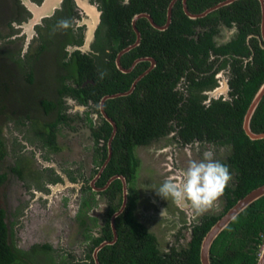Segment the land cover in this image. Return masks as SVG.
Listing matches in <instances>:
<instances>
[{
  "label": "trees",
  "instance_id": "obj_1",
  "mask_svg": "<svg viewBox=\"0 0 264 264\" xmlns=\"http://www.w3.org/2000/svg\"><path fill=\"white\" fill-rule=\"evenodd\" d=\"M98 1L101 25L96 32L98 44L95 50L99 54L91 57L77 53L61 64L69 75L55 79V83L61 84L64 78L73 80L76 88L67 87L63 92L74 95L82 102L91 99L98 103L105 94L129 91L133 80L149 66L148 62L140 63L131 73H123L116 67L117 54L136 39L131 21L137 14H149L158 26L165 25L172 0H129L127 4L120 0ZM223 1L226 0H186V7L190 13L200 14ZM14 4L26 11L20 0H15ZM261 19L258 0H237L195 20L183 11L182 0H177L166 30L153 28L145 18L136 22L141 34L140 43L121 57V66L128 68L135 59L150 57L156 61V67L137 83L133 93L106 102L105 110L116 121L118 131L112 142V158L103 173L104 179L122 174L131 181L138 164L134 148L148 146L174 131L175 139L182 145L198 140L231 148L227 160L221 162L227 164L229 171L236 172V182L232 189L224 190L227 200L224 212L203 219L193 229L188 247L177 255L158 256L152 236L142 230L131 215L127 216L130 211L128 206L115 222L118 231L115 247L107 246L98 254L101 264H201L200 246L206 233L238 200L264 184V139L251 140L243 130L246 112L264 83V48L258 39H261ZM232 26L237 30L235 37L226 44L216 46L214 37L220 28ZM211 55L216 57V61L221 56L228 60L215 68L216 61L209 63ZM21 61L17 59L15 62L23 68ZM226 64L231 69L230 99H213L205 105L202 92L216 86L214 75ZM3 68L0 64V70ZM101 74H104L103 79ZM31 76L28 75L29 81ZM86 80H93L95 84L82 86ZM10 84V77H4L3 81L0 79V114L9 120H14L18 113L22 119L23 116L28 117V110L23 112L22 108L8 103ZM42 106L46 113L56 107L48 103ZM59 121L57 117L56 121L45 124L50 129L46 133V144L52 148H56L55 129ZM250 127L255 133L264 132V97L251 118ZM105 129L104 136H98L104 140V146L96 155L98 166L107 156L106 142L111 132L107 122ZM5 155L0 128V160ZM119 190L121 183L115 181L107 191L113 193ZM117 208L112 203L109 205L102 237L92 238L93 247L104 239H111L109 219ZM4 216L0 210V264H34L30 259L26 260L25 253L8 243ZM125 216L123 224L121 220ZM81 217L78 216L77 220L87 230ZM263 236L264 196L240 213L216 238L210 249L211 264H256ZM93 247L86 257L89 263L83 264H94L91 257ZM40 249L47 248L41 246ZM64 264L81 263L71 261Z\"/></svg>",
  "mask_w": 264,
  "mask_h": 264
},
{
  "label": "flooded vegetation",
  "instance_id": "obj_2",
  "mask_svg": "<svg viewBox=\"0 0 264 264\" xmlns=\"http://www.w3.org/2000/svg\"><path fill=\"white\" fill-rule=\"evenodd\" d=\"M8 1L12 3L15 0H7V1L4 0L3 7H5V11H4L5 18L3 20H5L4 22L5 26L8 27L9 31L13 33L11 35L4 36L2 39L8 41V43H10L11 45L16 41H19V39H22L23 44L27 43V47L25 52H23L22 50H17L15 54L13 53L10 55V60L12 61L13 65H15L17 68V69L15 68L17 75L12 74L13 72L12 67L7 68V65L3 64L0 61V64L5 67L3 68V70H0V75H1L0 79L1 81H3L4 77L7 78L10 77V81L12 84L9 85L10 89L7 94L9 100L8 103L9 104L12 103L18 108H22L24 110L23 112H25V110H28L27 111L28 117L23 116L22 119L20 118V115L18 113L17 115L14 116V120H15L14 121V120H9V118L4 116L3 114H0L1 139L3 140L4 148L6 152V155L3 158V160H0V164L5 159H10L11 161L12 159H14L11 167L8 168V172L0 173V177H1L0 192L4 196L5 195L8 196V190L10 191V187L8 185L10 184L8 183L9 176H12L16 179V182L20 181L22 188H24L29 198H30V193L31 196L32 195L34 196L32 200L29 199L30 208H32L35 202H42V201L43 202L46 201L48 208H50L51 205L54 203L53 199L58 195V193L60 194L70 188L75 190L72 200L73 201L78 200L77 212L75 214V222L79 230V237L81 238L82 242H84L83 256L80 259H77V258H73L71 255H68L69 259L67 261H62L59 264H64L71 261L81 264H83L84 262L89 263L90 260H88L86 257L90 248L93 247L92 238L96 239L102 237L101 232L106 224V217L108 214L109 205H111V203L114 206L118 207L117 210L113 212V214L110 216L109 219L112 237L110 240L104 239L100 244L104 242L114 241L113 244L106 245L105 247L107 246H111L112 248L115 247L118 241V231L115 223L116 219L122 214H124V212L129 206L130 211L127 213V216L131 215L133 220H135L137 223H139L142 226V230L146 231L147 234L152 236L158 256L165 257L169 255H177L178 252L186 249L192 238L193 229L197 225H200L203 219H205L208 216H218L224 212L225 206L227 204V200H226V196L224 195V192L222 194L224 198V206L222 211L217 215H203L199 217L200 219L198 220V222H196L195 211L191 208L190 204L188 203L177 204L170 198L164 199L161 196L155 195V193H157L155 190L156 183L154 184L152 180H148L144 178V173L148 171L146 170V167L148 165L144 164L145 171L140 172L139 170L140 161L135 155V149L137 147H147V146H136L134 148V156L137 159L138 164L133 172V179L131 181H129L127 177L122 174H115L104 179L103 173L112 158V153H113L112 142L118 131V125L116 121L112 117H110L105 110L106 102L111 99H107V100L104 99L108 96H112L115 94L103 95L98 100V103L94 102L91 99H87L86 102H82L74 95H67L66 92H63V90L67 87L76 88V83L73 80L64 78L65 80L64 83L62 84L60 82L55 83L56 77L58 76L60 77L61 75L62 76L69 75L68 70L65 69V66L61 65L63 62L68 61L69 59H71V57L76 56L77 53L81 55H88L91 57L94 56V54L95 55L99 54L95 50V46L98 44L97 43L98 41L96 40V32L101 25V10H100L99 1L80 0V2L87 5L86 9H84L81 6H79L76 0H62L60 6L55 9V12L51 17L44 18L41 24L34 26L33 34L29 42H27L26 32H23L24 30L23 26L33 18V15L23 5L22 0H20L21 5L24 7L26 11L18 9L15 4L12 9L11 7H9V5H7L9 4ZM43 1L44 0H37V1L30 0V2L35 3L38 6H40ZM120 1L125 4L129 2V0H120ZM91 6H94L96 10L100 13V17H99L100 22L93 31L92 39L88 40L89 42L88 44H86V39H87L86 36L88 34V30L90 27L94 25L93 18L95 16L92 14L93 12L91 11V8H89ZM138 15L141 14L135 15L131 21V25L134 32L135 29L138 31L136 27V22L140 18L136 20L134 26H133V20ZM62 21H68V27L65 28L60 26V22ZM44 23L46 24L45 26ZM42 28H44L43 30H46V34L43 35L44 37L40 32ZM221 28H225V27H221ZM226 29H229V31L233 30L235 32V35L237 34V30L233 26ZM215 37H214V42H215ZM258 39L260 46L263 48L264 42L260 38ZM37 40L41 41L38 42L39 44L38 46H36ZM140 40H141V36H140ZM230 40L220 45L226 44L230 42ZM136 41H137V35L135 41L126 48L133 46L136 43ZM220 45L216 44V46H220ZM29 49L30 51L32 49L33 52L29 53L28 52ZM116 58H115V64H116ZM145 58H150V57L137 58L131 63V65L128 68L122 67L123 69L129 71L126 73H131L132 71L136 70L137 66L140 63H144V62L149 63V66L146 69H144V71H142V73L139 74L133 80L131 87L141 75H144V73L146 72L147 74L150 73L156 67V61L153 58L150 59H153L155 61L154 65H152L151 61L149 60H143L136 63L137 60L145 59ZM225 58H226L225 56H221L218 59V61H216V57L211 55L209 59L210 60L209 63L211 64L212 61L213 62L216 61L215 62L216 63L215 68H216L217 66L220 65L222 61L228 60V58L226 59ZM17 59L22 60L21 62L23 63L24 66L23 68H20L19 65L15 62ZM42 61L43 63L41 64ZM38 62H40V66L37 65ZM120 65H121V60H120ZM48 70L50 72H48ZM20 73H23L22 78H24L25 80V84L23 83L24 85H21L22 83L21 82L19 83L18 81L19 78L17 76ZM30 74L32 75L30 77L31 81L28 80V75ZM230 76H231V69L229 64H226L225 67L219 69L218 72L215 73L214 78L216 81V86H214L212 89L209 88L204 89V91L202 92V95L205 96V100L203 101L205 105H209V103L213 99L214 100L221 99L222 101H227L230 99L229 97ZM27 80L29 82H27ZM51 80L54 81L53 82L54 84L50 86L48 82ZM140 80H138V82ZM88 83L92 85L95 84L93 80H86L82 84V86H85ZM137 83L135 84V87ZM135 87L133 91L135 90ZM70 101L72 102V107L74 110L72 113L68 110V106L71 105L70 103H68ZM43 103L54 104L56 107L46 113L45 110L42 108ZM57 117H59L60 121L58 122L57 127L55 129L56 148H52L51 146H48L46 144V133H48L50 129L46 128L45 124L49 125L50 123L56 121ZM110 120L115 124V127L110 122ZM106 122L111 127L110 136L106 142L107 156L104 162H102L100 166H98L97 165L98 162L97 164L95 163L97 160H99L96 158V155L98 153V150L104 146V140L98 136L100 135L104 136L106 130L105 129ZM6 124H13L14 126L12 132H10L13 134L14 139H10L8 141L6 139L7 136L5 137L3 132L4 127H6L5 126ZM61 130L62 133H65L67 135L65 141L69 146L72 145L74 140H76L79 137L81 138V143L79 146L81 147L84 146L83 150L88 152L90 165H91L89 172L87 173L85 172L86 169L84 165L77 166V168H75L74 171H72L71 169L70 171L61 169L60 166H58V164L55 161H53L52 159L53 155L61 154V147L57 143L59 140H62V136L60 134ZM172 133L175 139V132L172 131L170 134ZM160 139L155 140L152 143L157 142ZM194 143L209 144L195 140L193 143L187 145H191ZM222 148H226V147H222ZM7 149H10L8 151L11 153V157L13 155L12 159L8 157L9 153ZM110 151H111V157H109ZM67 152L70 153V149L67 148ZM226 160H227V156L225 160H219V161H226ZM26 161H31V163L32 161L33 162L35 161V163L39 166L41 170V173H39V175H37L36 172L28 175L30 181L34 183L36 181L39 182L37 185L36 183L34 186L29 182L27 183L26 178H25L26 180L25 183L24 165ZM101 169L103 170L101 171ZM153 170L157 172V169L155 167ZM17 172H19L20 174ZM230 174L231 177H233V179L230 180V182L233 183V186L232 187L226 186L225 189L228 188L232 189L236 182L235 181L236 172L231 170ZM149 175L151 176L152 174L149 173ZM116 177H123L126 182L127 200L123 212L114 219V226L116 230V233H114L112 227V219L113 216L121 209L124 201L123 181L120 178H116ZM113 178L114 180L110 182L111 179ZM141 180H143L144 183L147 185V187H145L144 185L145 189L143 190L142 197H140L137 191L139 184H141L142 182ZM102 181H104L103 184H101ZM115 181H119L121 183V190L113 193H110L111 191L108 192L107 191L108 188ZM148 184L150 186H148ZM149 187L151 189H149ZM148 189L151 192L152 197H148V195H146ZM5 198L7 199V197ZM111 198L113 199L111 200ZM99 199L103 200L100 206L104 208V210L95 212L96 208L98 207ZM155 199H159V200H155ZM174 206H176V210L178 208L179 211L177 212L173 211ZM0 210L4 212L5 222L8 216L9 218H11L10 217L11 214H9L10 208L7 204H5V206L1 205ZM164 210H166V213H163ZM137 213L139 214L137 215ZM80 215L82 216L81 218H84L85 225H87L88 228L87 230H85L84 227L80 226L77 220L78 216ZM25 217H27V215ZM125 219L126 216L124 219L121 220L123 224L125 222ZM10 220H12V218ZM9 224L10 225L7 224V228H8L7 241L9 244L13 245L16 250L25 253L27 257L26 260L29 259L30 261L36 260L37 258H41V256L47 254L46 256L48 260H51L49 262L51 264H54V262H52L53 260L52 255L54 254L53 253L54 250L49 245L46 244L33 245L27 250H22L16 247L14 243V233L12 230L14 225L11 223ZM172 225H176L177 228H175L174 230L170 229ZM121 232L124 233L123 231ZM115 234H116V239H114ZM167 234H169V237H167ZM188 235L190 236L188 237ZM184 241L185 244H183ZM162 243L163 244L165 243L164 244L165 246H163ZM100 244L93 247L92 249L91 257L94 264H96V262L94 260L93 254L94 251L100 246ZM41 246H45L47 249H40ZM34 247H37V249L33 250ZM102 249H100L99 252ZM97 258H99L98 255ZM98 262L99 264H101L99 259Z\"/></svg>",
  "mask_w": 264,
  "mask_h": 264
},
{
  "label": "rangeland",
  "instance_id": "obj_3",
  "mask_svg": "<svg viewBox=\"0 0 264 264\" xmlns=\"http://www.w3.org/2000/svg\"><path fill=\"white\" fill-rule=\"evenodd\" d=\"M8 3L9 4L7 5H9V7L13 9L14 2L11 3L8 1ZM25 3L27 4L28 2ZM3 6L4 0H0V61L3 64H6L7 68L12 67V71L15 72L13 73L11 71L12 74L17 75V68L10 60V55L13 53L15 54L17 50H22L23 52H25L27 43L23 44L22 39H19V41H16L11 45L10 43H8V41L2 39L4 36H8L13 33L9 31L8 27H6L4 24L5 20L3 19L5 18V7ZM41 22L39 24H41ZM45 25L46 24L44 23V26ZM23 28V32H26L27 34V42H29L33 34V28H29L25 24ZM43 29L44 28H42V30L40 31L42 36L46 34V30ZM234 37L235 32L233 30L229 31V29L221 28L218 36L215 37V43L217 45H220L229 41L230 39H233ZM38 42L41 41L37 40L36 46L39 45ZM28 52L32 53L33 50L31 49L30 51L29 49ZM42 63L43 61L41 62V64ZM37 65L40 66V62H38ZM48 72L50 71L48 70ZM22 74L23 73H20V76L18 75L17 77L19 78V83L21 82V85H24L25 80L24 78H22ZM53 82L54 81L51 80L48 82V84L51 86L52 84H54ZM68 103L71 104L68 106V110L72 113L74 111L72 102L70 101ZM5 126L6 127H4L3 132L5 137L7 136V141L10 139H14L13 134L10 133L14 128L13 124H6ZM60 134L62 136V140H59L57 143L61 147V154L53 155V161H55L61 169H65L68 171H70L71 169L72 171H74L77 166L84 165L86 169L85 172H89L91 165L88 152L83 150L84 146H79L81 143V138H77L73 141L72 145L69 146L65 141L67 135L65 133H62V130L60 131ZM67 148L70 149V153L67 152ZM8 150L10 149H7V151ZM208 150L214 152V158L217 160H225L226 156L231 153V148H222L220 146L212 144L194 143L191 145L182 146L176 139H174L172 133L169 134V136L162 138L147 147H137L135 149V155L140 161V172L145 171L144 164L148 165L146 167V170L148 171L144 173V178L152 180L154 184L156 183L155 190L157 191L160 185L165 180L171 179L179 182L183 170L187 167L188 163L194 159L202 158L203 153ZM8 153V157L12 159L13 155L11 157V153L9 151ZM13 161L14 159H12V161L10 159H5L4 161H2V163L0 164V173H7L8 168L11 167ZM24 166V180L26 178L27 183L29 182L30 184H33V186L35 185V183L37 185L39 182L36 181L34 183L30 181L28 175L35 172L37 175H39V173H41L39 166L35 163V161H32V163L31 161H26ZM154 167L157 169V172L153 170ZM149 173L152 175L150 176ZM141 181V184H139V187L137 188L140 197L143 196V190L145 189V187H147L144 181ZM8 183H10L8 184L10 187V191L8 190V196H4L0 192V206H5V204H7L10 208L9 214H11L10 217L12 218V220H10L11 218H9L8 216V218H6V222L8 225H10L9 223L14 225L12 230L14 233V243L16 247L22 250H27L33 245H49L54 250V254L52 255V262H54V264H59L62 261H67L69 259L68 255H71L73 258L80 259L83 256L84 242H82L81 238L79 237V230L75 222V214L77 212L78 203V200H72L75 190L70 188L60 194L58 193V195L53 199L54 203L50 208H48L46 201L35 202L32 208H30L29 199L32 200L34 196H31L30 193L29 198L24 188H22L20 181L16 182V179L14 177L9 176ZM231 183L232 182H229L227 186L232 187L233 183ZM148 186L150 185L148 184ZM149 189L151 188L149 187ZM149 189L147 190L146 195H148V197H152ZM155 195L158 194L155 193ZM5 197H7V199ZM102 201V199L98 200V207L96 208L95 212L104 210V208L100 206ZM223 206L224 198L223 195H221L211 207L207 208L202 213L197 214L195 212V221L198 222V220L200 219L199 217L203 215H217L222 211ZM173 211L177 212L179 210L178 208L176 210V206H174ZM138 214L139 213H137V215ZM26 215L27 217H25ZM175 228H177V226L172 225L170 229L174 230ZM189 236L190 235H188V237ZM167 237H169V234H167ZM164 244L163 246H165ZM183 244H185V241ZM46 255H43L41 256V258H37L36 260H32L33 263L51 264L49 262L51 260H48Z\"/></svg>",
  "mask_w": 264,
  "mask_h": 264
},
{
  "label": "water",
  "instance_id": "obj_4",
  "mask_svg": "<svg viewBox=\"0 0 264 264\" xmlns=\"http://www.w3.org/2000/svg\"><path fill=\"white\" fill-rule=\"evenodd\" d=\"M62 0H44L42 2V4L40 6L36 5L35 3L30 2V0H22L23 5L28 9V11L33 15V18L26 23L25 25L29 28H34V26H36L37 24H39L44 18H48L51 17L54 12L55 9L58 8L60 6ZM79 4V6H81L82 8L86 9L87 5L80 2V0H76ZM177 0H172V2L170 3L168 9H167V21L166 24L164 26H158L156 25L152 18L148 15V14H141L135 17V19L133 20V26L135 25V22L137 19L139 18H146L149 20L150 24L157 30H165L166 28H168L170 22H171V14H172V7L175 4ZM237 0H226L223 1L221 3H218L217 5L205 10L204 12L200 13V14H192L187 10L186 7V0L182 1L183 4V11L185 12V14L190 18V19H198V18H203L205 16H207L209 13L216 11L218 9H220L223 6H227L230 5L231 3L235 2ZM260 3V7H261V40L264 42V0H258ZM25 2H28L27 4ZM91 8V11L93 12L92 14L95 16L94 19V25L92 27L89 28L88 30V34H87V39H86V44H88V40L92 39L93 37V31L95 30L96 26L99 24L100 22V13L96 10V8L94 6L89 7ZM135 29V28H134ZM136 35H137V41L133 46H130L124 50H122L117 58H116V66L117 68L122 71L123 73L129 72L128 70H125L122 68V66L120 65V58L122 57L123 54L127 53L128 51H130L131 49H133L134 47H136L139 42H140V33L135 29ZM87 46V45H86ZM264 48V47H263ZM143 60H149L151 61L152 65L155 64V61L153 59L150 58H145V59H139L136 61V63L143 61ZM147 74L144 73V75H141L133 84V86L131 87V89L128 92L125 93H119V94H115L112 96H108L106 97L104 100L107 99H114L117 97H123V96H127L129 94L132 93L135 84L138 82V80H140L141 78H143L145 75ZM264 97V83L262 84V86L260 87V89L258 90V92L256 93L255 97L253 98L247 112L246 115L244 117V122H243V130L245 132V134L251 139V140H262L264 139V132L263 133H255L252 131L251 127H250V123H251V118L256 110V108L258 107L259 103L261 102V100ZM110 122L113 124V126L115 127V124L110 120ZM109 157H111V151L109 154ZM105 166V165H104ZM103 166V168H104ZM103 169H101L102 171ZM116 178H120L123 181V187H124V201H123V206L121 207V209L113 216L112 219V227H113V231L114 233H116L115 230V226H114V219L119 216L124 208H125V204H126V200H127V191H126V182L124 180L123 177H116ZM114 180L111 179L110 182H112ZM264 196V184L257 187L256 189L252 190L251 192H249L246 196H244L242 199L238 200L237 203L230 208L222 217L219 218V220L210 228V230L206 233V235L204 236L202 242H201V246H200V262L201 264H211L210 262V249L211 246L213 244V242L216 240V238L228 227V225L240 214L242 213L247 207H249L251 204H253L255 201H257L258 199L262 198ZM114 239H116V234ZM113 242H104L102 244H100V246L94 251V260L96 262V264H99L98 262V252L100 249H102L103 247H105L106 245H110L113 244ZM256 264H264V248L261 251V254L258 258V261Z\"/></svg>",
  "mask_w": 264,
  "mask_h": 264
},
{
  "label": "clouds",
  "instance_id": "obj_5",
  "mask_svg": "<svg viewBox=\"0 0 264 264\" xmlns=\"http://www.w3.org/2000/svg\"><path fill=\"white\" fill-rule=\"evenodd\" d=\"M60 26L68 27V21L60 22ZM103 76L101 74V79ZM231 179L227 164L215 159L214 152L208 150L203 153L202 158L188 163L179 182L165 180L156 192L164 199L171 198L177 204L188 203L200 214L223 194Z\"/></svg>",
  "mask_w": 264,
  "mask_h": 264
},
{
  "label": "built area",
  "instance_id": "obj_6",
  "mask_svg": "<svg viewBox=\"0 0 264 264\" xmlns=\"http://www.w3.org/2000/svg\"><path fill=\"white\" fill-rule=\"evenodd\" d=\"M264 248V236H263V244H262V246H261V251H262V249ZM261 254V253H260ZM260 254H259V256H260Z\"/></svg>",
  "mask_w": 264,
  "mask_h": 264
}]
</instances>
